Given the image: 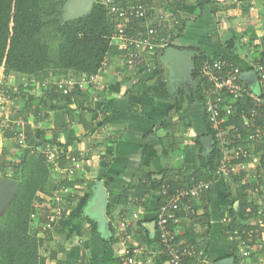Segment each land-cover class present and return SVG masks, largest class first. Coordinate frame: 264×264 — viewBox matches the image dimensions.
Wrapping results in <instances>:
<instances>
[{
	"label": "crops",
	"instance_id": "0c3cea01",
	"mask_svg": "<svg viewBox=\"0 0 264 264\" xmlns=\"http://www.w3.org/2000/svg\"><path fill=\"white\" fill-rule=\"evenodd\" d=\"M109 1L118 4L138 0ZM195 1L185 0L178 5L177 16L184 27L182 35L172 42L173 47L197 48L208 58L232 60L243 70L244 84L258 92L256 78L250 72L252 64L244 51L247 47L251 50L254 62L264 56V0H216L204 6L202 12ZM166 5L157 7V12L173 14V9ZM176 20L177 24L168 29L169 38L178 34ZM232 39H236L235 47L228 49L227 43ZM243 40L250 46L247 43L242 46ZM163 53L149 55L141 69L125 65L122 56L110 57L103 71L94 75L100 86L76 89L68 99L48 95V88L41 89L37 81L36 89L17 93L21 101L0 108L1 118L23 122L25 133H30V144L25 149L41 154L47 145L51 148L56 145L67 157L78 155L83 160L74 176L64 181L68 183L64 188L71 191V196L67 197V214L63 221L56 223L53 231L43 232V216L38 208L31 217L29 231L38 239L43 264H119L127 238L158 249V245L144 243L141 236L147 231L151 239L155 233L160 190L139 196L136 185L142 182L148 188L149 176L161 180V175L178 177L180 172H186L183 148L187 133L199 137L202 156L212 147L208 150V144L203 142L210 136L203 103L191 101V81L182 75L176 77L174 66L163 58ZM160 69L162 75L158 74ZM12 74L22 77L21 81H30L27 76ZM76 75L49 74L41 83L81 78ZM176 102L179 113L186 116L185 122L190 125L184 133L179 114L173 108ZM170 123L173 125H168ZM16 127L9 125L7 131L15 135ZM177 158L183 163L179 171L173 166ZM59 160L62 166H67V158ZM250 174L253 176L248 172L241 180L249 181ZM50 180L61 182L53 173ZM99 183L106 197L104 203L101 193L97 192ZM254 186V182L242 187L236 181H214L211 191L196 200V217L179 219L175 226L177 236L193 234L197 244L207 251L206 258L215 264L230 258L234 252L232 239L224 232L226 225L222 217L232 211L238 227L256 225L255 215L246 211L256 209L257 201L251 192ZM124 193L126 195L116 202L115 198ZM243 199L245 203H241ZM109 204L112 212L107 215ZM122 222L126 223V228L120 226ZM163 260L158 264H165ZM248 264H264V233L253 244Z\"/></svg>",
	"mask_w": 264,
	"mask_h": 264
},
{
	"label": "built area",
	"instance_id": "2783aa9c",
	"mask_svg": "<svg viewBox=\"0 0 264 264\" xmlns=\"http://www.w3.org/2000/svg\"><path fill=\"white\" fill-rule=\"evenodd\" d=\"M158 1L138 0L114 4L109 0H101L107 5L108 15L116 27L110 40L126 47L122 58L130 68L141 69L149 55L162 54L169 48L168 29L177 24V21L172 13L157 12ZM133 19L139 21V26H128ZM244 52L252 64L250 72L256 78L258 92L244 84L243 70L228 60H215L210 57L200 66V76L208 84L207 90L203 91V115L210 127V136L216 151L211 179H192L190 184L176 189L173 193L162 189L159 193L164 199L156 209L154 223L158 235V249L148 248L142 242L127 238L119 256V264H158L161 259H164L165 264H213L206 258L204 251L198 250L193 244L178 242L175 226L181 217L196 215V200L211 191L214 181H236L242 187L250 182L255 183L251 192L257 201L256 209L248 208L246 211L255 215L257 224L224 231L232 239L233 264H248L253 244L264 233V64L259 60L254 62L249 48ZM106 62L107 59L98 73L103 71ZM31 82L37 84V81ZM49 84L40 83L44 90H47ZM87 86L96 89L100 83L92 75L79 79L69 77L56 84L58 92L63 95ZM15 94L16 92L11 91L0 94V108L10 102ZM235 119H240L237 126L230 123ZM7 121L11 123L10 126L17 125L15 144L19 148H27L30 139L28 140L23 129V122H16L12 118ZM61 153L56 145L53 148L47 145L41 154L45 157L51 173L60 181H66L81 168L83 160L78 155L70 156L69 165L62 167L59 160ZM248 172L253 173V176L250 174L249 181L241 180ZM67 196H71L68 188H60L52 193L51 210L45 215V223L41 226L43 232L53 231L56 223L62 222L66 217ZM228 215L229 213L222 217V223L226 226L229 224ZM120 226L126 228V223L122 222Z\"/></svg>",
	"mask_w": 264,
	"mask_h": 264
},
{
	"label": "trees",
	"instance_id": "16d2710c",
	"mask_svg": "<svg viewBox=\"0 0 264 264\" xmlns=\"http://www.w3.org/2000/svg\"><path fill=\"white\" fill-rule=\"evenodd\" d=\"M184 1L159 0L157 6L167 4L168 8L173 9V16L178 19L179 23L178 5ZM215 1L196 0L195 4L202 12L204 6ZM108 11L107 5L101 0H94L88 10L72 15V18L63 21L60 0H0V70L2 69L5 73L21 74L29 77L30 80L39 81V83L46 80L49 74L57 77L66 76L68 73H75L76 76L81 77L96 75L105 59L114 56L121 57L126 53V47L110 40L116 27L111 21ZM138 22L133 19L128 26L137 27L139 26ZM183 27V22H180L178 34L174 33L170 37L169 47H173L172 42L176 37L182 35ZM52 39L57 41L54 48L51 47L50 40ZM235 40L232 39L227 43L228 49L235 47ZM246 43L250 46L248 42ZM246 43H243L242 46H245ZM187 50L196 52L193 57L195 67L191 72L193 78L191 83L196 85L192 86L191 84L190 98L192 102L203 103V91L207 90L208 84L200 76V66L210 57L208 58L196 48ZM211 58L225 59L234 63L228 58ZM259 62L264 64V56L259 59ZM158 74L162 75L161 69ZM57 83L48 85L47 94L71 98V94L63 95L58 92ZM173 108L179 114V122L182 123L184 133L190 125L185 122L186 116L179 113L180 107L177 106V102L174 103ZM204 121L207 133L210 135L211 130L205 117ZM230 123L237 126L240 119L231 120ZM27 135L31 137L30 133ZM198 138V136L188 133L184 138L183 166L186 169L185 173L180 172L178 177L161 175V180L149 176L148 188L142 182L136 185L135 190L139 196L162 189L173 193L176 189L190 184L191 177H194L192 179L195 181H209L215 166V146L212 143L210 152L206 156H202ZM69 157L70 155L67 157L65 152L59 154L60 159H68L66 161L68 164ZM9 162L14 164H8V166L12 167V178L18 185L13 196L5 204L2 211L4 215L0 217V264H43V260L39 256L38 239L32 236L29 231L31 217L33 214L36 215V208H38L43 216L44 224L45 215L51 210L52 193L66 187L68 183L51 181V170L45 157L39 153H32L29 149L23 150L21 157L16 162L14 160ZM190 170L193 173H188ZM125 193L116 197V202L121 197L123 198ZM163 199L164 197L159 193L157 208ZM242 202L245 203V199ZM111 212L112 206L109 204L107 215ZM205 215L207 218L206 212L204 217ZM228 218L229 224L225 230L236 229L238 225L232 211L229 212ZM154 232L151 239H149L147 231L141 236L148 246L158 245V235L156 231ZM177 241L193 244L198 250L204 251L203 245L197 244L193 234L184 235V237L183 235L177 236ZM204 254L207 255V251H204ZM229 257H233V254Z\"/></svg>",
	"mask_w": 264,
	"mask_h": 264
},
{
	"label": "rangeland",
	"instance_id": "374dc122",
	"mask_svg": "<svg viewBox=\"0 0 264 264\" xmlns=\"http://www.w3.org/2000/svg\"><path fill=\"white\" fill-rule=\"evenodd\" d=\"M61 2V19L63 21L68 20L72 18V15L77 14L78 12H75V9L78 8L79 2L77 0H60ZM169 19V18H168ZM238 41V40H237ZM51 42V47L54 48L57 45L56 39L50 40ZM247 41L243 40L242 43H246ZM248 48V47H247ZM251 48V47H250ZM0 94L6 91H11L12 93L16 92V94L13 96V99L8 102L6 105H11L12 102H14V105L18 102L21 101L18 94V92L21 90L22 92H27L28 89H36L37 85L36 82H31L30 81H21L20 77H16L14 74L10 73H5L4 71H0ZM5 81V82H4ZM168 85H171L168 83ZM196 84H192V86H195ZM40 88L42 89L40 83H39ZM183 89L185 90L186 87L182 86ZM6 108V107H5ZM10 110V109H9ZM2 116L0 115V180L2 179H11L12 178V167L8 166V164H12L11 160H14L15 162L21 157L23 149L19 148L15 142H14V134H12L11 131H7L9 128V124L6 118H1ZM10 119V118H8ZM6 139V140H5ZM210 148V145H208V150ZM203 149H206V144L203 146ZM16 151H18L16 153ZM20 152V153H19ZM2 156H4L2 158ZM2 158V159H1ZM173 164L174 167H177L176 170L183 169L182 164L180 163V159H176ZM14 165V164H12ZM15 181V180H14ZM5 208V205L0 207V217L4 215V212H2ZM1 224V223H0Z\"/></svg>",
	"mask_w": 264,
	"mask_h": 264
},
{
	"label": "water",
	"instance_id": "95a60500",
	"mask_svg": "<svg viewBox=\"0 0 264 264\" xmlns=\"http://www.w3.org/2000/svg\"><path fill=\"white\" fill-rule=\"evenodd\" d=\"M79 2L78 8L75 9V12L82 13L85 10H88L94 0H77ZM196 55L195 51L192 50H179L174 47L167 48L163 53V58L172 63L174 66L175 76L178 77L182 75L188 79V81L193 82V78L191 77V72L193 71L195 65L193 61V57ZM195 84V83H193ZM206 142L208 145H212V137L208 136L203 139V142ZM160 178V177H158ZM18 183L11 179H2L0 180V207L4 206L10 198L13 196ZM97 192L101 193L103 197V203L106 200L104 192H102L100 188V183L96 186ZM102 209L103 207L100 206ZM101 216L104 219V212L102 209ZM234 259L232 257L224 260L218 261L216 264H233Z\"/></svg>",
	"mask_w": 264,
	"mask_h": 264
},
{
	"label": "bare ground",
	"instance_id": "6f19581e",
	"mask_svg": "<svg viewBox=\"0 0 264 264\" xmlns=\"http://www.w3.org/2000/svg\"><path fill=\"white\" fill-rule=\"evenodd\" d=\"M197 49V48H196ZM183 50V49H182ZM256 61V60H255ZM173 81V80H172ZM182 86V85H181ZM251 88V87H250ZM191 89V88H190ZM182 90V89H181ZM193 94V93H192ZM177 108V107H176ZM42 113V112H41ZM177 113V112H176ZM176 116V115H175ZM174 120V119H173ZM94 123V122H93ZM172 123V122H171ZM178 123V122H177ZM179 124V123H178ZM194 131V130H193ZM167 138V137H166ZM161 140V139H160ZM175 145V144H174ZM167 146V145H166ZM171 146V145H170ZM169 147V146H168ZM164 149V148H163ZM165 150V149H164ZM163 153V152H162Z\"/></svg>",
	"mask_w": 264,
	"mask_h": 264
}]
</instances>
